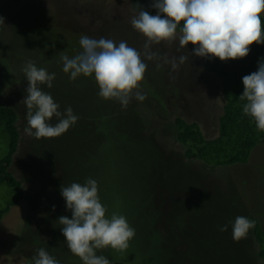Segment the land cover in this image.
Segmentation results:
<instances>
[{"label": "rangeland", "instance_id": "rangeland-1", "mask_svg": "<svg viewBox=\"0 0 264 264\" xmlns=\"http://www.w3.org/2000/svg\"><path fill=\"white\" fill-rule=\"evenodd\" d=\"M136 14L128 0H0L2 104L16 110L19 130L8 170L24 193L1 215L0 264H33L40 247L60 264H83L67 248L58 218H71L61 186L88 178L98 182L107 214H123L135 229L126 250H97L111 264H264L252 228L239 240L231 228L237 216H246L264 229V138L247 162L213 166L187 160L174 117L196 121L212 138L224 96L219 78L203 68L204 57L192 53L191 43L179 46V31L175 40L152 46L169 63L146 61L140 82L146 99L133 98L126 108L99 97L94 77L71 80L62 71L61 57L82 51V34L124 40L143 51L145 37L131 25ZM181 55L187 57L183 64ZM29 60L55 73L52 87L42 89L61 112L70 106L79 117L58 137L37 139L25 132L28 82L21 69ZM6 149L3 136L0 158ZM13 195L1 183L0 208ZM225 224L227 231H220Z\"/></svg>", "mask_w": 264, "mask_h": 264}, {"label": "clouds", "instance_id": "clouds-1", "mask_svg": "<svg viewBox=\"0 0 264 264\" xmlns=\"http://www.w3.org/2000/svg\"><path fill=\"white\" fill-rule=\"evenodd\" d=\"M150 7L157 10L155 15L142 9L131 19L132 27L145 37L143 51L124 40L117 43L110 38L96 39L82 34L79 39L82 51L71 58L63 55L62 71L71 80L81 75L94 77L99 97L114 99L126 108L133 98L141 102L146 99L140 90L148 67L146 61L169 63L167 56L161 57L152 46L175 40L178 29L179 46L183 48L191 43L194 55L208 59H242L254 42L264 44V0H152ZM0 21L4 22L2 17ZM178 60L183 64L187 57L181 55ZM171 66L173 70L178 67L176 58L172 59ZM156 67L161 64L157 63ZM21 70L28 82L22 101L27 109L25 132L37 139L54 138L75 125L79 117L73 109L69 106L61 112L60 105L41 87L46 84L51 88L55 73H49L31 60ZM242 83L244 90L239 98L246 101L242 111L254 120L258 130L264 131V58L258 60L257 71L242 77ZM53 117L55 124L51 122ZM60 193L71 212V218L63 215L58 218L62 225L60 231L67 248L83 264H111L107 257L97 255V250L128 248L135 229L123 214H107L95 179L62 185ZM254 225V220L237 216L231 222L232 238L246 237ZM227 229L225 224L219 230ZM33 259L34 264H60L44 247L36 250Z\"/></svg>", "mask_w": 264, "mask_h": 264}, {"label": "trees", "instance_id": "trees-1", "mask_svg": "<svg viewBox=\"0 0 264 264\" xmlns=\"http://www.w3.org/2000/svg\"><path fill=\"white\" fill-rule=\"evenodd\" d=\"M128 2L136 12L144 9L152 15L156 14L157 10L150 7L152 0H128ZM262 26H264V16H262ZM249 47V54L242 59L221 61L219 58H203V68L219 78L224 104L217 119V134L212 138L203 135L196 121L188 122L182 117H174L176 136L186 146L187 160L200 159L213 166L247 162L253 147L264 138V131L258 130L254 120L243 113L242 106L246 101L239 98L244 90L242 77L257 71L258 60L264 58V44L257 45L254 42ZM3 90L4 87L0 84V138L5 136L7 141L6 152L0 158V184L6 183L10 186L14 195L4 207L0 208V218L11 205L24 198L20 180L8 170L17 148L19 130L16 124V110L2 104ZM252 220L255 221L252 234L258 244L257 255L264 261V229L256 217Z\"/></svg>", "mask_w": 264, "mask_h": 264}]
</instances>
